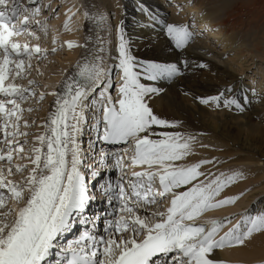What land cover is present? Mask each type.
I'll return each mask as SVG.
<instances>
[{
	"label": "snow or ice",
	"instance_id": "1",
	"mask_svg": "<svg viewBox=\"0 0 264 264\" xmlns=\"http://www.w3.org/2000/svg\"><path fill=\"white\" fill-rule=\"evenodd\" d=\"M29 4L36 6L0 0V264H49L54 249L55 264H157L158 260L163 264H230L217 257V250L244 247L257 234L264 235V212L243 216L235 224V217L200 219L241 198L243 193L219 197L226 187L243 180L244 173L217 176L207 166L218 168L226 162L215 157L191 160L197 138L204 134L178 131L182 122L158 115L150 101L163 89L141 80L171 82L189 68L205 69L207 64L137 61L122 27L116 30L118 55L112 57L116 63L104 65L107 48L101 41L91 56L76 65L75 75L65 77L55 91L39 93L40 101L45 95L54 97L55 108L43 125L44 133L35 137L28 155H23L28 133L20 129L31 126L24 113L33 109L22 105L37 93L35 81L28 80L27 87L16 81L27 78L32 59L44 50L17 38L27 32L38 40L29 31L32 23L46 32V22L37 19L41 6L37 0H29ZM94 19L103 27L102 14ZM64 27L68 28V22ZM164 29L178 50L195 42L194 18L190 25L168 23ZM75 46L67 44L69 49ZM113 70L118 77L115 97L111 95ZM232 91L227 87L199 102L220 107L223 98L224 107L235 106L242 112L239 102L225 97V92ZM90 110L98 113L92 125L98 139L121 146L122 154L102 153L99 163L111 167V159L118 170L133 171L130 180L104 188L107 202L116 205L105 227L107 239L85 232L60 245L58 238L71 229L73 214L82 213L94 199L80 170L79 137ZM21 136L25 137L23 143ZM25 159L28 164L14 163ZM16 175L22 178L10 179ZM229 224L232 226L221 235Z\"/></svg>",
	"mask_w": 264,
	"mask_h": 264
},
{
	"label": "bare ground",
	"instance_id": "2",
	"mask_svg": "<svg viewBox=\"0 0 264 264\" xmlns=\"http://www.w3.org/2000/svg\"><path fill=\"white\" fill-rule=\"evenodd\" d=\"M182 2L184 6L181 5ZM54 3L57 2L54 0ZM167 3L168 5H164L161 0H118L113 4V10L108 6L107 9L117 14L115 26L122 27L125 38L129 41L130 51L137 61L177 63L188 60L190 65L207 64L205 69L189 68L172 82L144 81L142 77L141 80L147 86L163 89L161 95L153 96L150 101L158 115L182 122L181 127L176 129L178 131L204 134L198 136L194 149L196 154L191 160L215 157L226 163L218 168L207 166L212 172L239 169L244 173L245 178L226 187L219 198L241 193L243 195L234 205L219 209L217 215L224 216L225 213L249 208L243 216H255L264 212V0H169ZM70 10H73V14L70 16L71 13H67L66 18L75 15L78 18V23H68L70 32L83 30L91 37L102 35L103 27H99L96 21H91L89 16H84L79 4L73 5ZM194 14H198L195 32L210 30V35L213 34L210 39L216 41V46L222 52H214L207 47V42L199 38H195V42L186 50L175 48L166 35L164 25H190L192 21L189 18L194 17ZM64 38L67 42L73 40L70 36ZM94 49L90 54L85 49L81 50L84 53L81 57L77 49L69 51L67 60L61 62V74L65 77L75 75L76 65L83 63L85 57L91 56ZM117 55L116 49L111 51L112 62H117L112 59ZM104 59H109L108 54H104ZM257 62H260L261 67L253 72ZM180 67L183 68V65ZM249 72L252 74H248ZM241 73L249 78L250 84L240 81ZM254 76H260L261 81L254 82ZM227 87H231L233 91L225 92V97L239 102L244 109L242 112L235 106L224 107L223 98L220 107L211 105L207 108L198 101L199 98L218 95ZM54 99L50 97L46 101L49 112L42 115L43 124L55 108ZM92 137L100 141L94 133L87 135L88 139ZM200 144L208 147H200ZM81 149L80 167H83L87 162L83 160L87 159L85 154L88 151L84 149V145ZM89 161L91 166L87 164V167L102 171L98 162ZM126 169H130L131 173L133 171L131 168ZM108 171L101 173L106 174ZM89 181L91 182L90 179ZM216 255L219 259H227L230 264L264 263V235L257 234L244 247L228 249L224 253L217 250Z\"/></svg>",
	"mask_w": 264,
	"mask_h": 264
},
{
	"label": "rangeland",
	"instance_id": "3",
	"mask_svg": "<svg viewBox=\"0 0 264 264\" xmlns=\"http://www.w3.org/2000/svg\"><path fill=\"white\" fill-rule=\"evenodd\" d=\"M162 4L164 5H168L167 1L169 0H161ZM37 0V4H39L42 8V13H41V17L39 18V20L43 23L46 22V32L40 28H36L33 29L32 31L34 32L35 36H38L39 39H34L33 37H30L27 41L28 42H35L32 43L33 46L35 45H41L43 47H41L44 50V53L41 54L40 56H34V58L31 61V65H32V70L30 72V74H26L27 78L23 79V80H17L19 82H21L24 86H28V80H33L35 81V87H36V93L37 96L30 98L28 101H26L22 107H24L25 109L31 107L33 109V111L31 113L25 112L24 113V119L28 120L29 124L31 125L28 128H24L21 127L20 131L21 132H27L28 136H27V140L28 143L24 144V151H23V155L27 156L28 155V150L30 148L33 147V142L35 141V137L37 135L43 134L45 131V128L43 127V123H42V118H43V114H47L49 112V108H47V103L46 101L48 99H50V95H45L44 99L42 101L39 100V92H43V93H48L50 92L51 89H53L52 91H55L57 89L58 84H60V82L65 78V76H63L61 74V69H62V65L61 62H64L65 60H67V58L69 57L68 52L69 51H76V49L80 52H82L81 50L85 49L84 51L89 52V54L93 51L94 48H98L100 46V42L103 41L105 47L107 48V52L105 54H108L109 59L105 60L104 59V65L106 67H110L111 65L114 64V62L111 61V51L117 48V42L118 41V37H117V26H115L116 24V17L117 14L111 12V10H113V4L117 3L118 0ZM53 4V5H52ZM75 4H79V9L83 12V13H88L89 18H91V21H96V19H94L97 14H102L105 17V23L103 25V32L101 33L102 35H98L97 37H91L90 34H86L84 33L83 30L80 31H76L75 32H70L69 28H65V22H74V24L77 22L76 20L77 15L70 17L73 14V10H70V8L75 5ZM46 5H50L49 8H45L44 6ZM181 5L184 6V2L181 3ZM32 6H36L33 5ZM110 7L111 10L107 9ZM67 7V9H66ZM182 8V7H181ZM53 9L55 11H53ZM67 13H71L70 14V18H66ZM85 16V15H84ZM197 16L198 14H194V17L189 18L191 19V21H193V18L196 19V24H197ZM188 19V20H189ZM66 20V21H65ZM65 21V22H64ZM78 23V22H77ZM192 23V22H191ZM36 26V25H35ZM78 26H76L75 28L77 29ZM196 29V27H195ZM199 35H198V33ZM197 35L195 38H199V40L201 41H205L207 42V47L210 48L211 50H213L216 53H220L222 52L219 46H216V41L211 40V36L213 34L210 35V30L207 31V29H201V31L199 32V30L197 31ZM78 34H81V36H79ZM215 34V33H214ZM66 36H70L73 38L72 41H69L71 43H73L74 45H77L71 49H69L67 47V44L69 42L65 41L64 37ZM90 37V39H89ZM100 39V40H99ZM53 41H55V43H53ZM94 42V43H93ZM116 43V44H115ZM52 44L54 46H52ZM39 45V46H40ZM92 47V48H91ZM52 48H55L56 51L53 53L52 52ZM79 57H81V55H83L84 53L82 52L81 54H79ZM93 54V53H92ZM104 55V54H103ZM229 56V55H228ZM247 60L249 59L248 57L246 58ZM66 63V62H65ZM256 68L253 69V72H255L258 68L261 67L260 62L255 63ZM248 74H252L251 72H249ZM240 81H243L244 83H248L250 84V80L248 77H244V75L241 73L240 76ZM118 80V77H116L115 75V70H113V88L111 89V95L113 97L116 96V81ZM163 80H159V82H162ZM261 81L260 76H254V82H258ZM158 82V81H157ZM172 82V81H171ZM20 84V83H18ZM50 84V86H48ZM255 87V86H254ZM48 91V92H47ZM51 91V92H52ZM53 98V97H52ZM199 101V100H198ZM207 108H210L211 106L208 105H204ZM98 113H96L95 111H88L87 112V119H88V123L84 126L83 129V134L79 137L81 139H79L80 141V145L83 146L84 145V149L88 151V153H86V157L87 159L83 160L84 163L83 167H80L81 173L84 175L85 178V183L87 185H89V175H92L93 177H97L96 179H101V178H106V174H102L101 172H105L107 170L108 173L112 172V164L111 167H104L102 166L99 161L101 158V154L103 153V151L101 150L103 148V145L101 144L100 141L94 140V148L91 146L90 142L88 141L87 135L90 136L91 133H94V135L96 136V138L98 137V135L95 134V130L92 131V125L94 124L92 117L96 118ZM45 117V116H44ZM221 117V116H219ZM21 124H23V120L21 121ZM93 136V135H92ZM21 143H23V141L25 140L24 136L19 137ZM90 139V138H89ZM90 144V145H89ZM89 148V149H88ZM102 151V152H101ZM106 153V152H104ZM84 156V155H83ZM89 160H93V162H98L99 163V167L101 168V172L99 171H94V169H92V167H87L90 163ZM15 164H20V165H24V164H28V161L25 160H15L14 161ZM88 164V165H87ZM114 165V164H113ZM30 166V165H29ZM91 166V165H89ZM128 172H130V169H127ZM232 172L235 171H239V169H234L231 170ZM231 171H214L213 173H215V175H219L221 172H223L225 175L231 174ZM242 171V170H241ZM226 172V173H225ZM22 177L20 175H16L14 177H10V179H14V180H20ZM93 180V179H92ZM89 188V187H88ZM258 199H256L257 201ZM86 208V206H85ZM85 210V209H84ZM155 210V209H154ZM249 208H246V210L243 211H236L233 213H225L224 216L222 215H217L219 209L214 210L213 213L212 211H209L208 213H206L203 217H201V220H219V219H223L225 217L228 218H232L235 217V219H232V224H235L237 222V220H239L241 217H243V214L248 211ZM229 214V215H228ZM215 216V218H214ZM217 217V218H216ZM199 222V221H197ZM232 224H229L226 228H224L221 231V235L223 234L224 231H227L228 227H231ZM65 245V243L63 244ZM228 249H225L223 251H219L221 253L226 252ZM227 260V259H226ZM255 264V263H254ZM258 264V263H256ZM260 264V263H259ZM264 264V263H261Z\"/></svg>",
	"mask_w": 264,
	"mask_h": 264
}]
</instances>
